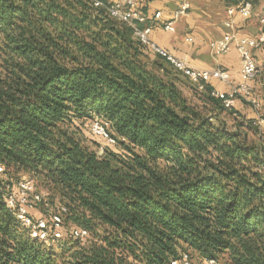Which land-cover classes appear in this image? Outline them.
<instances>
[{"label":"trees","instance_id":"obj_1","mask_svg":"<svg viewBox=\"0 0 264 264\" xmlns=\"http://www.w3.org/2000/svg\"><path fill=\"white\" fill-rule=\"evenodd\" d=\"M166 64L94 0H0V264H264V131ZM24 176L63 216L53 246L7 204Z\"/></svg>","mask_w":264,"mask_h":264},{"label":"built area","instance_id":"obj_2","mask_svg":"<svg viewBox=\"0 0 264 264\" xmlns=\"http://www.w3.org/2000/svg\"><path fill=\"white\" fill-rule=\"evenodd\" d=\"M151 0H109L105 3L103 0H94V5L97 7H105L108 14L116 19H119L130 25L135 36L152 52L163 57L176 71L187 77L198 90L206 89L207 84L211 79L216 78L224 82L230 81V73L221 68L205 69L192 66L187 60L182 59L166 48L159 46L151 38L153 22L148 20L147 14L142 10V3L145 4ZM190 4L184 2L175 12L174 17L164 22V28L167 31L174 32L176 30V20L188 13ZM238 11L244 18H248L253 14L254 4L251 0H245L238 6ZM234 8L229 9V14L233 15ZM162 16L161 12H157L153 20H159ZM264 23V18L261 19ZM225 25L232 28L235 21L230 17ZM236 45L241 56V78L242 82L239 85L233 86L230 91L222 92L212 90V95L223 100L226 108H233L238 98H242L244 102L249 104L257 113L256 124L260 129H264V117L260 110L262 102L254 95L250 85V80L254 78L258 72V65L254 57V50L264 47V31L256 36H240L234 32H227L223 36L210 41V47L215 54L221 55L230 51L233 45ZM108 123L99 117L92 120L93 132L106 139L109 143L115 144L116 138L110 135L107 129ZM99 155L104 152V147L100 146L97 149ZM0 171L2 167L0 166ZM34 179L29 176H24L18 182V189L9 193L7 198L8 206L14 211L17 218L23 226L28 230L31 238L50 246L55 245L59 240L64 238L62 231L63 216L60 213H55L51 220L41 216L35 217L32 210L40 203L45 201V195L36 190ZM65 210V208H63ZM73 236L86 240L89 232L86 229L74 227ZM181 264H190L191 259L188 253H184ZM175 260L172 264H178ZM199 264H217L214 258H206L200 261Z\"/></svg>","mask_w":264,"mask_h":264},{"label":"crops","instance_id":"obj_3","mask_svg":"<svg viewBox=\"0 0 264 264\" xmlns=\"http://www.w3.org/2000/svg\"><path fill=\"white\" fill-rule=\"evenodd\" d=\"M245 0H151L142 4V10L149 19H154L157 12L162 16L153 21L151 38L159 46L168 49L176 56L187 60L192 66L205 69L221 68L230 73V81L224 82L213 78L209 84L215 90L228 92L233 86L242 82L241 56L234 44L229 52L217 55L210 47V41L223 36L227 32H234L240 36H256L264 31V0H251L254 4L253 14L244 18L238 11V6ZM190 4L187 14L180 16L176 22L174 32L164 28V22L172 19L176 10L184 3ZM234 8L233 15L229 9ZM232 17L235 25L229 28L225 22ZM151 21V22H152ZM254 57L258 65V72L250 80L254 95L262 102L260 110L264 117V47L254 50ZM181 88L187 96L192 95L194 84L182 77ZM235 110L245 118H256L258 113L242 98L235 102ZM264 130V129H263Z\"/></svg>","mask_w":264,"mask_h":264},{"label":"rangeland","instance_id":"obj_4","mask_svg":"<svg viewBox=\"0 0 264 264\" xmlns=\"http://www.w3.org/2000/svg\"><path fill=\"white\" fill-rule=\"evenodd\" d=\"M142 4H145L144 2L142 3ZM167 66H168V68H170L171 69V66L169 65V64H166ZM183 77H185V76H183ZM78 122H80V121H78ZM82 124V127H83V129H84V132L89 136L90 135V137L91 136H93V137H96V136H98V135H96L94 132H93V130H92V120H89V121H86V123H81ZM264 131V130H263ZM262 131V132H263ZM261 132V131H260ZM259 132V134H261ZM85 137V136H84ZM99 137V136H98ZM86 138V137H85ZM256 138H258L257 136H256ZM85 142L89 145V146H91V148H96V146L91 142V141H89V139L88 140H85ZM97 149H99V148H97ZM36 190L37 191H39V192H41V193H43L44 195H45V201H49L50 202V199H48V196H47V194H48V192L45 190V189H43L41 186H39V185H37V187H36ZM45 204H48V203H45ZM47 206L48 205H43V204H38L35 208H34V210H32V213L34 214V216H36V217H39V216H43L44 217V215L45 214H47L46 212H47ZM49 210H51V211H57L56 210V208L54 207V208H50ZM68 238V237H67ZM68 240V239H67ZM189 253H190V255H191V262H190V264H199L200 263V259H199V257H198V255H197V253L196 252H194L193 250H187ZM217 264H230L229 263V261H228V257L225 255V256H222L221 258H219L218 259V263Z\"/></svg>","mask_w":264,"mask_h":264}]
</instances>
